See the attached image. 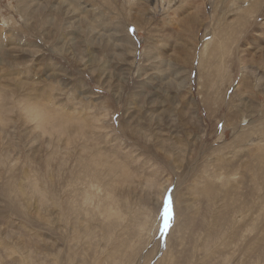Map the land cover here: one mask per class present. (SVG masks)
Masks as SVG:
<instances>
[{
	"label": "rangeland",
	"instance_id": "1",
	"mask_svg": "<svg viewBox=\"0 0 264 264\" xmlns=\"http://www.w3.org/2000/svg\"><path fill=\"white\" fill-rule=\"evenodd\" d=\"M0 264H264V0H0Z\"/></svg>",
	"mask_w": 264,
	"mask_h": 264
},
{
	"label": "bare ground",
	"instance_id": "2",
	"mask_svg": "<svg viewBox=\"0 0 264 264\" xmlns=\"http://www.w3.org/2000/svg\"><path fill=\"white\" fill-rule=\"evenodd\" d=\"M247 10L246 9H242V12L245 13ZM129 26V25H128Z\"/></svg>",
	"mask_w": 264,
	"mask_h": 264
}]
</instances>
